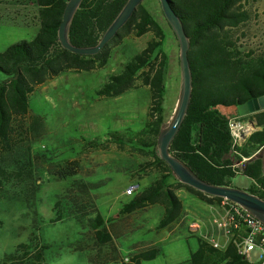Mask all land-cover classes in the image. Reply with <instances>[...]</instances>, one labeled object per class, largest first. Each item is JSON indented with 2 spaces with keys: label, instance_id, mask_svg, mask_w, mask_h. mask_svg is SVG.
Instances as JSON below:
<instances>
[{
  "label": "trees",
  "instance_id": "trees-1",
  "mask_svg": "<svg viewBox=\"0 0 264 264\" xmlns=\"http://www.w3.org/2000/svg\"><path fill=\"white\" fill-rule=\"evenodd\" d=\"M126 1L82 0L68 29L69 42L81 47L95 45ZM169 1L181 18L189 38L188 58L192 77L187 113L169 146V152L199 179L213 185L232 186L230 178L236 174L248 176L254 183L244 189L264 199V109L252 112L251 119L257 129L246 137L241 146L232 145L229 117L222 111L223 107H236L251 98L264 95V52H244L227 35L230 28L238 26L249 17L242 6L244 0ZM35 2L39 20L36 35L29 41L13 43L0 52V148L10 149L15 126H25L23 119L29 112V95L37 85L64 71L102 67L109 59L110 49L120 39L129 34L140 36L151 31L153 39L134 54L119 73L109 75L108 80L97 90L99 96H117L133 88L139 77L151 94L148 120L139 130L112 131L103 140H89L84 147L106 148L114 143L121 149L128 147L138 152H150L151 159L139 163L133 173L137 172L143 177L149 168H154L158 176L139 190L138 181L136 187L133 186V191L128 192H134L133 197L121 205L119 215L160 204L163 212L157 228L168 227L182 213V202L175 192L180 186L208 204L220 203L222 197L205 194L180 182L168 164L160 158L158 140L166 128L164 96L167 63L166 55L160 48L165 36L158 21L142 3L101 51L94 55H82L63 48L58 40L57 31L67 0ZM31 119L29 128L40 130L43 126L42 117L31 115ZM258 149L260 150L251 156ZM42 155L45 160H49L48 156ZM243 156L247 159L243 160ZM54 167L60 168L52 172L59 179L75 176L81 171L79 162L70 159L57 163ZM28 174L0 166V183H27L24 190L34 193L36 188L28 184ZM92 186L84 179H74L66 189L67 197L69 192L76 196L80 193L86 201L81 206L72 197L69 198L71 203L64 205L67 214L76 218L94 214L90 219L94 238L99 244H106L112 240L106 222L113 220V217L105 219L100 214L91 193ZM75 189L77 193L74 192ZM24 190L10 195L18 196ZM61 201L59 199L54 204L56 216L53 221H59L63 217ZM43 247L19 243L15 247V253L6 259L10 264H46L43 260ZM158 251L157 247L139 251L132 256L130 262L123 264H139L141 260L154 258ZM185 264L258 263L239 254L231 240L224 248H218L199 238L198 247L191 252Z\"/></svg>",
  "mask_w": 264,
  "mask_h": 264
},
{
  "label": "rangeland",
  "instance_id": "rangeland-1",
  "mask_svg": "<svg viewBox=\"0 0 264 264\" xmlns=\"http://www.w3.org/2000/svg\"><path fill=\"white\" fill-rule=\"evenodd\" d=\"M24 1V0H23ZM27 3V13L5 12L0 8V52L20 40H31L38 29L34 24L36 8ZM20 0H12L11 9H19ZM142 5L158 21L164 31L161 51L166 55V92L164 96V121L166 127L174 117L180 99L179 43L168 24L159 0H143ZM242 6L249 17L236 27L230 28L228 37L244 52H264V0H244ZM153 39L149 31L137 36L129 34L110 49L107 63L93 70H68L37 85L29 95L28 115L25 126H15L11 148H0V166L9 170L29 173L28 184L36 188L27 192V183H0V264H10L6 257L15 253L19 243L43 247L46 264H123L132 256L150 247L159 249L152 259L139 264H185L191 252L198 247V239L214 235L221 243L226 237L214 219L222 212L220 203L208 204L190 193L185 187L175 189L182 202V213L171 225L158 229L163 207L148 205L132 213L119 215L121 205L129 201L137 182L143 188L158 174L149 168L140 177L134 169L151 159L148 151L119 148L111 143L106 148H85L93 138L103 140L107 133L120 130L136 131L148 120L151 94L148 86L138 77L134 87L117 96H99L97 90L111 74L119 73L124 64ZM229 108H225L228 112ZM31 115L40 116V130L29 128ZM49 157V164L44 156ZM70 159L81 165V171L72 177L59 179L52 172L59 170L57 163ZM58 166V165H57ZM90 182L91 193L100 214L107 219V230L112 240L99 244L94 238L90 219L94 214L76 218L67 214L65 205L69 198L84 206L85 198L66 189L74 179ZM254 181L243 174L230 178V184L247 188ZM18 196H11L17 191ZM77 193V189L74 190ZM16 195V194H15ZM67 197V200H66ZM61 199L63 215L53 221V209ZM67 201V202H66ZM67 203V204H66ZM65 204V205H64ZM60 205V207H61ZM199 221L198 231L191 233L188 224ZM219 242V243H220ZM223 248V247H218ZM126 258L128 260H126ZM260 249L252 246L248 260L257 263Z\"/></svg>",
  "mask_w": 264,
  "mask_h": 264
},
{
  "label": "water",
  "instance_id": "water-1",
  "mask_svg": "<svg viewBox=\"0 0 264 264\" xmlns=\"http://www.w3.org/2000/svg\"><path fill=\"white\" fill-rule=\"evenodd\" d=\"M82 0H67L63 10L57 35L61 46L73 53L82 55H94L101 51L103 47L116 35L118 30L127 22L136 7L143 0H127L117 16L107 27L99 41L93 46H75L68 40V29L75 11ZM162 12L172 28L179 43V63H180V99L174 117L168 126L162 131L158 140V152L160 158L165 161L180 182L187 184L205 194L220 196L252 211L257 217L264 221V199L251 194L245 189L235 186L213 185L199 179L182 161L169 152V146L176 135L188 109L192 90L191 69L188 58L189 38L185 31L183 22L175 12L169 0H159ZM240 115L256 112L264 109V95L251 98L246 103L236 106Z\"/></svg>",
  "mask_w": 264,
  "mask_h": 264
},
{
  "label": "built area",
  "instance_id": "built-area-1",
  "mask_svg": "<svg viewBox=\"0 0 264 264\" xmlns=\"http://www.w3.org/2000/svg\"><path fill=\"white\" fill-rule=\"evenodd\" d=\"M228 127L232 136V145L237 146L245 136L252 132V127L242 120L238 115L228 119ZM130 192V191H129ZM222 212L214 219L220 231H223L227 243L231 240L239 254L248 259L252 246L260 249L261 259L258 264H264V221L257 217L252 211L242 205L223 198L220 202ZM199 221H191L188 230L191 233L198 231ZM210 244L221 247L220 243L213 237L205 236ZM126 260H128L126 258Z\"/></svg>",
  "mask_w": 264,
  "mask_h": 264
},
{
  "label": "crops",
  "instance_id": "crops-1",
  "mask_svg": "<svg viewBox=\"0 0 264 264\" xmlns=\"http://www.w3.org/2000/svg\"><path fill=\"white\" fill-rule=\"evenodd\" d=\"M24 1H26V0H24ZM23 0H20V3L19 4H17V5H19V9H11V7H12V4H11V2H12V0H0V8H3V10L5 11V12H9V13H11L12 11H16V13L17 14H19L21 11L22 12H24V13H27V3L26 2H24ZM29 2H31L34 6H35V8H36V15H35V17H33V20H34V24L36 25V27H37V29H39V20H38V15H37V5H36V2H35V0H29ZM11 6V7H10ZM28 14V13H27ZM225 108H229L228 109V112H226V110H224ZM222 111H223V113H225L228 117H231V116H236V115H238V116H241L239 113H238V111H237V108L235 107V106H230V107H223L222 108ZM242 120H244L245 122H247L249 125H251V127H252V131H254V130H256L257 129V127L255 126V123L252 121V113H248V114H245V115H243L242 117ZM246 137L247 136H245L244 137V139L241 141V143L240 144H242L244 141H245V139H246ZM239 144V145H240ZM238 145V146H239ZM241 146V145H240ZM260 149H258V150H255L253 153H252V155L251 156H253L254 154H256V152H258ZM262 156H263V159H264V148L262 149ZM242 159L244 160V159H247V157H242ZM236 187V186H235ZM213 205V204H212ZM211 237H213L215 240H217L218 242H220L219 241V239L218 238H216L214 235H211ZM220 245H221V247H225L226 245H227V241L225 240V243H221L220 242Z\"/></svg>",
  "mask_w": 264,
  "mask_h": 264
}]
</instances>
